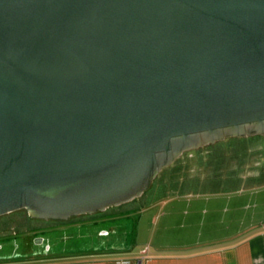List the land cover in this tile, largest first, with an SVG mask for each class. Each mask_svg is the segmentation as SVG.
<instances>
[{"label":"water","instance_id":"water-1","mask_svg":"<svg viewBox=\"0 0 264 264\" xmlns=\"http://www.w3.org/2000/svg\"><path fill=\"white\" fill-rule=\"evenodd\" d=\"M260 134L264 0H0V217L102 212Z\"/></svg>","mask_w":264,"mask_h":264},{"label":"rangeland","instance_id":"rangeland-1","mask_svg":"<svg viewBox=\"0 0 264 264\" xmlns=\"http://www.w3.org/2000/svg\"><path fill=\"white\" fill-rule=\"evenodd\" d=\"M256 172L264 174V135L261 134L187 151L157 175L150 190L122 204L130 206V213L108 219L107 211H102L67 221L34 220L26 210L1 216L0 261L75 255L93 245L103 246L106 240L110 244H137L149 238L139 231L140 225L149 227L153 217L173 213L174 209L232 210L246 206L251 207L247 208L251 212L255 205L250 196L256 192L252 191L251 176ZM239 194L243 197L239 198ZM180 216L176 213L174 221L182 219ZM211 220L217 224L225 218L216 215ZM201 221L199 217L198 222Z\"/></svg>","mask_w":264,"mask_h":264},{"label":"crops","instance_id":"crops-1","mask_svg":"<svg viewBox=\"0 0 264 264\" xmlns=\"http://www.w3.org/2000/svg\"><path fill=\"white\" fill-rule=\"evenodd\" d=\"M251 177L256 191L250 196L255 205L251 212L246 206L174 209L153 217L149 227L140 225L139 231L149 238L137 244L106 240L103 246L93 245L75 255L8 258L0 264H264V174ZM108 209V219L131 212L129 205ZM176 213L182 219L174 221ZM216 215L225 218L215 222L218 226L211 220ZM199 217L203 222H198Z\"/></svg>","mask_w":264,"mask_h":264},{"label":"flooded vegetation","instance_id":"flooded-vegetation-1","mask_svg":"<svg viewBox=\"0 0 264 264\" xmlns=\"http://www.w3.org/2000/svg\"><path fill=\"white\" fill-rule=\"evenodd\" d=\"M216 142H217V141H216ZM216 142H215V143H216ZM211 144H213V143H211ZM207 145H210V144H207ZM207 145H204V146H202V147H200V148H203V147H205V146H207ZM200 148H199V149H200Z\"/></svg>","mask_w":264,"mask_h":264}]
</instances>
